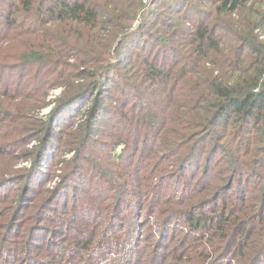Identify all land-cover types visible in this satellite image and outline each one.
Listing matches in <instances>:
<instances>
[{
	"label": "trees",
	"instance_id": "obj_1",
	"mask_svg": "<svg viewBox=\"0 0 264 264\" xmlns=\"http://www.w3.org/2000/svg\"><path fill=\"white\" fill-rule=\"evenodd\" d=\"M261 29L264 0H0V264H264Z\"/></svg>",
	"mask_w": 264,
	"mask_h": 264
},
{
	"label": "rangeland",
	"instance_id": "obj_2",
	"mask_svg": "<svg viewBox=\"0 0 264 264\" xmlns=\"http://www.w3.org/2000/svg\"><path fill=\"white\" fill-rule=\"evenodd\" d=\"M145 2H149V0H144ZM137 24V23H136ZM258 31V33H259V36H260V39L261 40H263L264 41V29H261V30H257ZM7 41H9V39H7V40H5L3 43L5 44ZM59 93L60 92H58L57 90L56 91H54V93H53V95L55 96H57V95H59ZM49 110L48 109H44L43 111H41L40 113H39V116H37V117H39V118H41V117H44V116H46V113L48 112ZM120 149V148H119ZM118 149V150H119ZM28 165V163L27 162H23V163H21L20 165ZM0 223H4V221L2 222L1 220H0ZM69 254V253H68ZM74 259V258H73ZM72 259V260H73ZM73 262H74V264H81L80 263V261H78V260H73Z\"/></svg>",
	"mask_w": 264,
	"mask_h": 264
}]
</instances>
